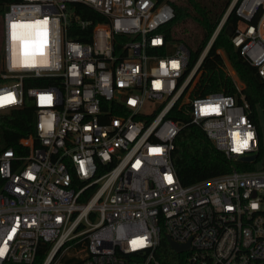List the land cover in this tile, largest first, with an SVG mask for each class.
I'll use <instances>...</instances> for the list:
<instances>
[{"label": "built area", "instance_id": "1", "mask_svg": "<svg viewBox=\"0 0 264 264\" xmlns=\"http://www.w3.org/2000/svg\"><path fill=\"white\" fill-rule=\"evenodd\" d=\"M80 4L103 21L85 18ZM229 9L241 17L231 40L264 82V0H232ZM174 17V7L157 0L7 5L0 97L14 102L0 113L31 101L35 129L19 150L0 144V264H34L42 242L50 244L43 264L59 253L80 264H159L162 228L190 244L191 264H264V167L255 166L264 155L256 121L264 137V110L254 116L221 49L235 94L193 95L227 12L193 66L187 47L165 38ZM36 80L43 84L26 85ZM175 109L229 158L256 154L245 162L254 168L183 185L172 161L181 129Z\"/></svg>", "mask_w": 264, "mask_h": 264}, {"label": "trees", "instance_id": "2", "mask_svg": "<svg viewBox=\"0 0 264 264\" xmlns=\"http://www.w3.org/2000/svg\"><path fill=\"white\" fill-rule=\"evenodd\" d=\"M19 0H0L1 17L11 2ZM167 1L175 10V17L163 27L166 40L183 43L190 52V66L197 61L217 25L227 12L232 0H157ZM79 12L85 18L103 21V17L95 10L79 5ZM241 17L233 9L224 26L215 39L211 50L198 69L199 80L193 88V95L203 96L214 92L235 94L236 89L232 78L223 69L224 55L236 70L240 80L245 84L243 93L248 99L254 116L259 108L264 110V82L257 74L256 68L251 65L235 47L228 30L234 31ZM75 39H84L70 32ZM221 49L224 55L218 50ZM41 81H28L29 85H42ZM171 117L180 121L181 129L175 138V148L172 151V161L180 182L189 185L202 180L220 176L231 172L234 168L239 170L253 169L254 164L229 158L225 152L219 150L206 132L198 125L191 123L189 115L184 110H173ZM35 114L32 102L28 101L24 108L0 113V144L3 147L13 146L20 149L18 140L34 133ZM261 140L263 130L257 120ZM262 154V151L260 152ZM4 179L0 175V189ZM85 242L78 247H83ZM50 249V244L42 242L37 251L34 264H43ZM60 254V256H59ZM58 259L51 264H80L83 260L75 254L59 253ZM188 252L174 251L166 238L165 229L162 228L161 241L157 249L159 264H191L187 260ZM6 264H23L7 262Z\"/></svg>", "mask_w": 264, "mask_h": 264}, {"label": "water", "instance_id": "3", "mask_svg": "<svg viewBox=\"0 0 264 264\" xmlns=\"http://www.w3.org/2000/svg\"><path fill=\"white\" fill-rule=\"evenodd\" d=\"M231 11H232V9H229V10L227 11V15H228V16H229V14H230ZM228 33H229V35L231 36V35L233 34V31L229 29V30H228ZM256 157H257V155L254 154V155H250V156H241V157H239L238 159H239L240 161L248 162V161H253V160H255ZM166 238H167V241H168V243L170 244L171 248H172L174 251L178 252V253L183 252V251H185L186 249H188V248L190 247V244H189V243L181 244V243L176 242L175 240H173V239L171 238V236H170L169 234H166Z\"/></svg>", "mask_w": 264, "mask_h": 264}, {"label": "snow or ice", "instance_id": "4", "mask_svg": "<svg viewBox=\"0 0 264 264\" xmlns=\"http://www.w3.org/2000/svg\"><path fill=\"white\" fill-rule=\"evenodd\" d=\"M36 23L39 24V23H46V22H40V21H37ZM16 27H17L16 24H13V25H12V28H13V29H15ZM13 38H14V39L16 38L15 32L13 33ZM173 66L175 67V64H174ZM5 102H7V103H12V102H14V101H13V98H12V96H11V94H8L7 97H0V105H2V104L5 103ZM249 135H250V134H249ZM157 151H158V150H157ZM168 179L171 180V177H169ZM132 243H133L134 246H140V245L142 244V242H139V243H138L137 241H133ZM3 253H4V250H3V249H0V255H3Z\"/></svg>", "mask_w": 264, "mask_h": 264}, {"label": "rangeland", "instance_id": "5", "mask_svg": "<svg viewBox=\"0 0 264 264\" xmlns=\"http://www.w3.org/2000/svg\"><path fill=\"white\" fill-rule=\"evenodd\" d=\"M1 38H2V34H1V21H0V48H1ZM228 63H230L229 60H228ZM260 119L263 122V127H264V112L263 111H261L260 113ZM255 166L257 169L264 167V155L258 162L255 163Z\"/></svg>", "mask_w": 264, "mask_h": 264}, {"label": "bare ground", "instance_id": "6", "mask_svg": "<svg viewBox=\"0 0 264 264\" xmlns=\"http://www.w3.org/2000/svg\"><path fill=\"white\" fill-rule=\"evenodd\" d=\"M27 43V42H26ZM28 45V44H27Z\"/></svg>", "mask_w": 264, "mask_h": 264}]
</instances>
